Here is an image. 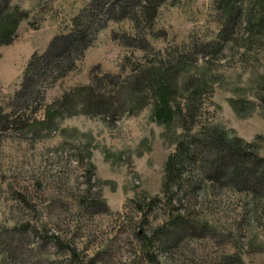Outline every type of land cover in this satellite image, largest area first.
<instances>
[{"label":"rangeland","instance_id":"obj_1","mask_svg":"<svg viewBox=\"0 0 264 264\" xmlns=\"http://www.w3.org/2000/svg\"><path fill=\"white\" fill-rule=\"evenodd\" d=\"M160 1L148 24L145 0H130L134 17L108 21L74 70L31 92L32 102L16 101L15 112L31 58L91 0H10L7 13L27 17L0 46V112L9 116L0 119V264H264V175L245 191L214 181L196 191L193 166L163 190L187 98L198 108L192 134L210 129L264 159V0ZM152 64L169 92L137 86ZM138 69L137 94L107 102L110 111L84 95L62 101L92 77ZM178 218L179 242L157 233H172Z\"/></svg>","mask_w":264,"mask_h":264},{"label":"trees","instance_id":"obj_2","mask_svg":"<svg viewBox=\"0 0 264 264\" xmlns=\"http://www.w3.org/2000/svg\"><path fill=\"white\" fill-rule=\"evenodd\" d=\"M129 1L91 0L89 5L72 20V27L68 33L56 36L50 42L44 55H34L31 58L26 67L20 89L15 93L10 107H16V101L22 98L27 100L31 98L30 96L34 90L38 88L44 91L51 87L55 82L74 70L76 62L83 57L84 52L91 46L97 31L102 29L108 21L134 17L135 13L130 10ZM225 1H223V5ZM159 2L161 1L145 0L142 8L141 4L139 5L141 8L139 14L142 21L149 24L155 19L156 7ZM9 3L10 0H0V46L12 43L18 23L27 17V14L19 12L8 14ZM90 16L94 17L93 25L88 22ZM121 44L133 47L124 41ZM72 47L75 49H73V52H69V48ZM135 47L138 48V46ZM60 58H64V60L54 63L49 69L47 68V62L50 59L59 60ZM147 67L144 66L143 71L141 69L130 70L132 74L128 75L127 73V77L122 74L117 76L105 75L101 79L96 78V76L92 77L87 86L75 88L68 94L63 95L62 101L68 102L74 96L84 95L85 99L89 100L94 106H101L91 108L110 111L112 107H107L106 105H114L115 103L108 104L107 102H116V98L123 96L122 94H137L135 89L133 90L129 87L130 79L137 71H141L138 80L140 81L142 78L147 84L136 82L137 86L143 87L142 91H148L150 96L162 95L161 91L165 88L169 92L167 87L169 83L167 84L163 81L165 77L163 73L165 71H161V68H158L155 64L147 65ZM30 93L31 95H29ZM33 99L34 97L29 101L32 102ZM135 103L138 104V101L136 100ZM141 106H144V104ZM176 109L181 128L185 130V138L178 142L174 154L168 161L165 184L163 186L165 194L178 182L181 185L185 169L193 166L195 168L198 166L197 168L200 171L198 178L190 185L191 187L195 185L193 188L196 191H198L199 186L202 187L203 183L213 181L214 183L226 184L235 190L245 191L249 190L250 183H254L257 178L264 175V159L247 151L249 145L242 146L240 140H228L224 135L206 128L200 130L197 134L191 133L193 125L187 127V123L192 121L198 112V108L194 107L192 98L189 100L187 98V103H183L181 106L178 105ZM13 110L16 112L18 109L13 108ZM1 113L2 111L0 112V119L4 118L3 122H8L9 116ZM5 125L8 126V124ZM153 202H157V200H153ZM170 222L172 224V233L161 229L157 233L166 234L173 242H179L180 234L177 235L176 231H181L180 224H182L183 220L178 218Z\"/></svg>","mask_w":264,"mask_h":264}]
</instances>
